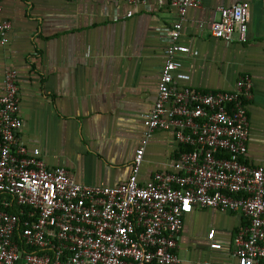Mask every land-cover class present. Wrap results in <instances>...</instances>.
Returning a JSON list of instances; mask_svg holds the SVG:
<instances>
[{
	"label": "crops",
	"instance_id": "crops-1",
	"mask_svg": "<svg viewBox=\"0 0 264 264\" xmlns=\"http://www.w3.org/2000/svg\"><path fill=\"white\" fill-rule=\"evenodd\" d=\"M188 12L179 43L177 87L232 91L239 76L253 80L249 105L250 139L245 163L264 166V0H199ZM251 5L248 41L212 36L209 23L219 7ZM1 18L12 24L9 43L0 46V95L7 69L19 72V137L38 149L50 168H65L81 185L116 187L132 172L144 135L143 118L158 97L168 42L162 27L177 12L165 1L149 10L129 0H3ZM205 23L204 29L199 28ZM181 147L170 131L155 133L145 152L139 180L174 173ZM247 219L238 213L197 209L184 220L180 264H236L233 238ZM212 243L221 250L210 249Z\"/></svg>",
	"mask_w": 264,
	"mask_h": 264
},
{
	"label": "built area",
	"instance_id": "built-area-1",
	"mask_svg": "<svg viewBox=\"0 0 264 264\" xmlns=\"http://www.w3.org/2000/svg\"><path fill=\"white\" fill-rule=\"evenodd\" d=\"M166 0H158L160 6ZM178 19L162 27L168 42L157 101L144 115V135L129 179L116 187L81 185L65 168H50L38 149L20 142L19 72L5 71L0 95V264H180L185 218L197 209L238 213L247 219L233 238L236 264H264V166L245 163L250 139L253 80L239 76L232 91L177 87L179 59L190 49L179 43L188 12L199 0H167ZM0 46L9 43L11 22L1 18ZM149 10V0H129ZM212 36L248 41L251 5L217 9ZM205 23L199 28L204 29ZM170 131L181 147L174 173L139 175L150 139ZM183 148V151H182ZM187 148V150H186ZM210 249L221 250L212 243Z\"/></svg>",
	"mask_w": 264,
	"mask_h": 264
},
{
	"label": "trees",
	"instance_id": "trees-1",
	"mask_svg": "<svg viewBox=\"0 0 264 264\" xmlns=\"http://www.w3.org/2000/svg\"><path fill=\"white\" fill-rule=\"evenodd\" d=\"M186 150H187V148H186ZM182 151H183V148H182Z\"/></svg>",
	"mask_w": 264,
	"mask_h": 264
}]
</instances>
